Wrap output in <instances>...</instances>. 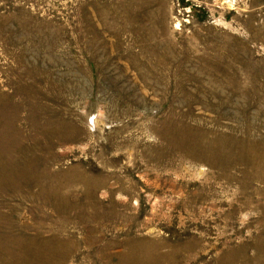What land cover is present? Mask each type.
Wrapping results in <instances>:
<instances>
[{"label": "rangeland", "instance_id": "374dc122", "mask_svg": "<svg viewBox=\"0 0 264 264\" xmlns=\"http://www.w3.org/2000/svg\"><path fill=\"white\" fill-rule=\"evenodd\" d=\"M0 264H264V0H0Z\"/></svg>", "mask_w": 264, "mask_h": 264}]
</instances>
